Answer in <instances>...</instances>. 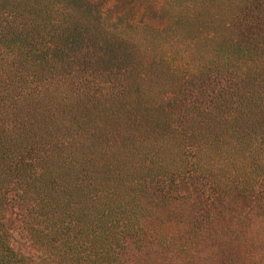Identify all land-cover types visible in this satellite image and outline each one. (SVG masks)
<instances>
[{"label":"trees","instance_id":"16d2710c","mask_svg":"<svg viewBox=\"0 0 264 264\" xmlns=\"http://www.w3.org/2000/svg\"><path fill=\"white\" fill-rule=\"evenodd\" d=\"M106 3L0 0V264H34L18 221L51 264H122L196 240L193 221L169 242L182 186L264 195V0L197 73L110 28Z\"/></svg>","mask_w":264,"mask_h":264},{"label":"rangeland","instance_id":"374dc122","mask_svg":"<svg viewBox=\"0 0 264 264\" xmlns=\"http://www.w3.org/2000/svg\"><path fill=\"white\" fill-rule=\"evenodd\" d=\"M245 4L246 0H107L103 20L141 49L197 73L236 40L233 24ZM174 195L177 199L164 216L176 214L174 222L182 234L169 242L183 244L191 236L193 221L200 228L194 229L196 240H189L184 250L166 252L153 238L148 249L129 252L122 264H264V195L236 197L224 205L212 204L190 185ZM12 236L14 248L34 264H51L20 221Z\"/></svg>","mask_w":264,"mask_h":264}]
</instances>
